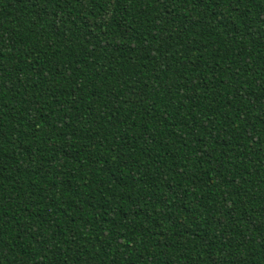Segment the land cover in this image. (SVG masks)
<instances>
[{"label": "trees", "instance_id": "obj_1", "mask_svg": "<svg viewBox=\"0 0 264 264\" xmlns=\"http://www.w3.org/2000/svg\"><path fill=\"white\" fill-rule=\"evenodd\" d=\"M0 264H264V0H0Z\"/></svg>", "mask_w": 264, "mask_h": 264}]
</instances>
